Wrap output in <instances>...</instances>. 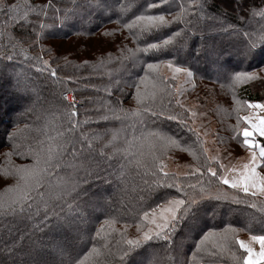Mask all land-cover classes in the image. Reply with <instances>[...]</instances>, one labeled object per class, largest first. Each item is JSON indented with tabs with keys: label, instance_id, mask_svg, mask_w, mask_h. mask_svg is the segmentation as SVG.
Instances as JSON below:
<instances>
[{
	"label": "trees",
	"instance_id": "16d2710c",
	"mask_svg": "<svg viewBox=\"0 0 264 264\" xmlns=\"http://www.w3.org/2000/svg\"><path fill=\"white\" fill-rule=\"evenodd\" d=\"M125 2H131L132 6L122 13L120 6ZM149 2L158 4L159 0ZM181 2L168 0L167 7L160 5V9L149 10L148 14L162 11L166 19L171 20ZM202 2H205L203 11L197 13L192 9L186 22H174L139 40L134 39L123 24L140 15L146 8L145 0H51L52 7L44 9L47 16L30 12L27 19L15 21L9 20L15 12L0 10V33H4L0 36V194L17 180L15 175H5V169L11 171L12 165L33 162L31 156L16 154L6 159L5 153L14 152L9 133L22 129L15 143L20 145L17 151H26L29 144L37 147L35 141L44 139L45 134L54 136L57 130L67 129L69 105L63 99L67 91L77 100L75 120L79 122L72 134L78 150L77 167L61 173L72 177L74 187L62 200L49 203L47 208L41 206L30 216L0 215V264H77L94 244L101 254L91 257L92 264H121L116 247L119 234L112 233L108 241L110 247L105 248L104 239L96 236L101 224L115 216V228L123 229L127 224L128 236L135 237L138 235L136 212L142 206L146 211L164 197L178 194L175 188L149 191L144 181L150 178L144 175V169L135 163L129 164L131 157L113 153L114 146L124 147V138L133 135V129L127 122L100 118L108 115L107 108L118 102L124 109L137 107L135 83L145 75L148 63H159L158 71L163 75L166 74L162 66L167 61L189 68L193 72V84L181 99L175 79H168L165 82L168 91L155 101V110L159 111L163 104L165 115L138 125L135 135L156 129L182 143L195 140L188 128L180 125V120L194 127L186 100L207 90L213 100L208 121L214 123L211 136L215 145L232 155L246 149L242 137L237 138L234 130L238 124L242 127L245 123L238 121L237 111L244 116L249 110L246 102L264 104V48L245 56L244 45L249 38L241 33L259 34L264 18L254 15L253 10L264 9V0ZM4 3L23 8L25 0H4ZM48 3L49 0H27L33 7ZM65 15L67 19L62 20ZM41 23L48 27L42 29ZM41 32L42 37L37 35ZM172 33H181L175 47L155 54L136 53L139 58L135 60L121 62L117 59L122 50L135 49L137 44L143 48L145 45L140 41L159 43ZM152 36L156 38H149ZM9 55L11 60L6 58ZM38 56L56 70V77L40 70L43 65L36 59ZM101 61L103 68L99 67ZM237 72H256L260 78L234 83ZM176 99L183 108L176 104ZM169 115H177L178 119L169 120ZM122 128L125 131L118 133L119 138L109 143L113 132ZM201 138L204 141L202 135ZM261 139L264 142V138ZM88 140L92 142L91 148ZM144 151L148 152L147 146ZM149 160L146 155L145 161ZM164 160L166 170L172 172L175 171L168 169L169 162H184L187 166L204 164L203 157L197 161L182 147L170 148ZM208 163L218 168L220 162L210 160ZM186 165L182 172L190 170ZM261 169L264 172V167ZM199 179L206 182L208 177L193 176L182 179L181 183L197 185L190 192L199 195ZM211 191L213 195H227L228 199L206 197L196 210L195 218L178 227L171 244L152 241L129 255L124 264H234L229 253H219L210 245L199 251L196 243L204 232L220 231L226 225L237 229V236L264 235V199L215 180ZM194 251L197 252L195 257ZM232 251L237 255L243 253L238 244L232 246Z\"/></svg>",
	"mask_w": 264,
	"mask_h": 264
},
{
	"label": "snow or ice",
	"instance_id": "6c2138e0",
	"mask_svg": "<svg viewBox=\"0 0 264 264\" xmlns=\"http://www.w3.org/2000/svg\"><path fill=\"white\" fill-rule=\"evenodd\" d=\"M145 2L146 8H144L140 15L134 16L131 21L123 24V27L129 29L130 34L136 40H139L141 36L148 33L160 31L174 22H186V18L192 9H195L198 13L202 12L205 6V2H202V0H182L178 5L179 11L175 15H172L171 20H169L166 19L162 11L156 15L148 14L149 10L160 9V5L167 7L168 0H159L158 4L149 2V0H145ZM131 6V2L122 3L120 10L122 13H125ZM49 7H52L51 0H49L47 5L36 7L27 4V0H25L23 8L20 5L9 6L4 3V0H0V10L7 9L10 13L15 12V15L9 17L10 21L27 19L30 12H35L37 15L43 13L44 16H47V12L44 9ZM253 14L264 18V9L253 10ZM61 19H67V15ZM117 22L119 23L120 21L118 20ZM40 27L43 29L48 27V25L41 23ZM133 29L136 31H133ZM43 34V32L37 33L40 37ZM241 34L249 38L244 45L243 54L245 56L254 54L258 48H264V26H262L259 34L248 32ZM2 35L4 33H0V36ZM178 36H181V33H172V35L167 36L159 43L140 41V43H144L145 45L143 48L137 44L135 49L122 50L121 55L117 59L121 62L135 60L139 58L136 56V53L147 54L153 52L155 54L161 52L163 49L175 47ZM149 38L155 39L156 37L152 36ZM6 58L11 60L12 56L9 55ZM36 59L43 65L40 69L41 71H49L52 77H56V70L51 68L47 60H42L40 56ZM164 63L172 71V77L159 73V63H148L145 66V75L139 77L135 83L136 108L124 109L118 102L117 105L107 108L108 115L100 117L105 120L117 119L122 123L127 122V126L133 129V135L124 138V147L116 148L114 146L113 153H123L126 157H131L128 160L129 164L135 163L138 168L144 169V175L150 178V180L144 181L149 191L175 188L178 193L177 195L164 197L160 203L154 207H148L146 211L143 210L142 206L136 212V231L138 235L135 237L128 236L127 228L129 225L127 224L123 229L115 228V224L117 223L115 216L106 219L101 224L96 231V236L104 239L105 248L110 247L108 241L112 233L119 234V238L116 240V247L120 254L121 264H124L129 255L152 241L163 240L171 244L172 236L178 227L187 220L195 218L196 210L206 197L217 200L228 199L227 195L223 197L219 194L213 195L211 191L213 180L220 184L228 185L239 192L250 194L252 197L264 196V174L257 171L258 168L264 167V142L261 139L264 138V115L255 113V110L264 111V104L246 102L248 108L253 111H250L245 116H240L239 111H237L238 121L243 120L245 123L242 127L238 124L234 130L238 133L237 138L242 137V144L249 152L247 162L239 166H228L223 163H219L218 168L210 166L208 162L210 160L217 161L218 157L207 155L208 149L204 147V141L201 138L199 128L188 126V122L185 120H180V125L186 126L188 131L195 136V140L193 141L182 143L180 139L156 129L147 132L141 131L139 136L134 134L136 127L143 125L147 119L165 115L163 104L160 105L159 111L155 110V101L168 91L165 83L168 79L174 80L175 74L179 73H183L189 78L193 76V72L189 68L177 66L173 61ZM99 67H105L103 61H101ZM258 78L260 77L256 72H237L235 73L233 82L239 83L244 80ZM180 91L177 88V93ZM63 99L69 105V108L66 110L69 127L64 129V131L57 130L54 136L45 134L44 139L35 141L37 147L29 144L26 151H17L20 145L15 143L17 134L22 129L17 128L14 132L9 133V139L13 141L14 152L5 153L6 159L10 160V157L16 154L31 156L33 162L25 165H12L11 171L5 169V175H15L17 180L15 184L8 186L3 194H0V215L30 216L32 212H38L41 206L47 208L49 203L62 200L68 195L70 188L74 187L72 177L61 175V173L67 168L77 167L78 150L75 148L72 134L76 127H78L79 122L75 120V97L68 100V97L64 95ZM176 104L182 108L184 107L179 99H176ZM187 111L193 117L194 122L197 114L191 111V109H187ZM167 119L177 120L178 116L169 115ZM27 127L26 125L25 129ZM120 131H125V129L115 130L112 141L109 143L119 138L118 133ZM84 139L87 140V137H84ZM45 141H47L46 146ZM81 143L83 145V141ZM88 145L90 148L92 147L91 140H88ZM145 146L148 148L147 153L144 151ZM172 147H182L183 150L189 151L197 161L203 157L204 164L188 165L187 167L190 170L185 172L166 170L167 165L165 164L164 157ZM197 151L200 153L199 156H197ZM146 155L150 158L148 162L145 161ZM68 157H71V160ZM121 167L123 168L124 166L122 165ZM193 176L198 178L208 177L206 182L203 179L198 180L199 195L195 191L190 192V190H195L197 185L181 183L182 179L187 180ZM109 229H111V232ZM237 231L231 225H226L220 231L209 229L203 233L200 240L196 243V249L199 251L206 250L210 245L211 248L216 249L219 253H229L234 264H241V262L243 264H261L264 261V235H252L249 241H245L239 239ZM257 242L260 246L259 251L253 247V244ZM235 244H238L239 248L246 255L243 253L237 255L236 252L232 251V246ZM100 254V250L94 244L89 253L85 254V257L78 261L77 264H86V262L87 264H92L91 257L99 256ZM212 254L216 255L217 253L213 252ZM196 255L197 252L194 251L193 256L195 257Z\"/></svg>",
	"mask_w": 264,
	"mask_h": 264
},
{
	"label": "rangeland",
	"instance_id": "374dc122",
	"mask_svg": "<svg viewBox=\"0 0 264 264\" xmlns=\"http://www.w3.org/2000/svg\"><path fill=\"white\" fill-rule=\"evenodd\" d=\"M163 72L168 75L169 77L173 76V73L170 69H168L166 67V64H163ZM175 81H176V89L179 88L181 91L178 93L179 98L183 99L185 96V91L193 84V78L192 77H187L186 75H184L183 73H179V74H175ZM68 100H71L74 95L71 91H67L66 93H64V95H68ZM210 91H202L201 93H199L198 95H196L195 97L192 98H188V100H186V107L188 109H191V111L195 112L197 115L194 118V122H193V117L190 114L191 117V121H192V125L194 127L199 128V131L201 133V135L204 137V142H205V147L208 149V156H217L219 160L218 162L221 161L222 157H226L227 159L236 157L237 155H232L230 153H226L225 151H223V149H220L219 146H216L214 143V139L211 136L212 130H213V124L210 121H208L209 119V113L211 112L212 109V99H210ZM186 97V96H185ZM75 106L77 105V100L75 99ZM250 110V109H249ZM248 110V112H249ZM248 112L245 114L247 115ZM262 114H264V111H261ZM244 115V116H245ZM211 147H213V149L217 148V150H221L222 152L225 153V155H216L214 151H212ZM215 147V148H214ZM184 165H186V163L182 162V163H171L169 162L168 164V169L169 170H173L175 172H182V170L184 169ZM187 166V165H186Z\"/></svg>",
	"mask_w": 264,
	"mask_h": 264
},
{
	"label": "crops",
	"instance_id": "0c3cea01",
	"mask_svg": "<svg viewBox=\"0 0 264 264\" xmlns=\"http://www.w3.org/2000/svg\"><path fill=\"white\" fill-rule=\"evenodd\" d=\"M250 111H253V110L250 109L249 112H250ZM249 112H248V114H249ZM255 113H256V114H259V115H264V114L261 113V110H255ZM248 114H247V115H248ZM214 148H215V147H214ZM211 149H212V151L215 152L216 155H219V154H220V155L227 156V155H225V153L222 152L220 149H219V150H217V148L213 149V147H211ZM248 158H249V152H248V150H247V148H246L242 153H240V154L237 155L236 157H233V158H230V159H227L226 157H222L220 163H223V164L228 165V166H233V165H237V166H239V165H242L243 163H246L247 160H248ZM218 161H219V160H218ZM257 171H258V172H261L262 174H264V172L262 171L261 167L258 168ZM259 197H261V198L264 199V196H259ZM251 236H252V235H249V234H241V235H238L239 239H242V240H245V241H249V239H250ZM238 246H239V245H238ZM253 247H254L257 251H259V247H260V246H259V243H258V242H257V243H254V244H253ZM245 255H246V253H245ZM262 262H264V261H262Z\"/></svg>",
	"mask_w": 264,
	"mask_h": 264
},
{
	"label": "built area",
	"instance_id": "2783aa9c",
	"mask_svg": "<svg viewBox=\"0 0 264 264\" xmlns=\"http://www.w3.org/2000/svg\"><path fill=\"white\" fill-rule=\"evenodd\" d=\"M69 96V94L67 95V97ZM76 104V103H75Z\"/></svg>",
	"mask_w": 264,
	"mask_h": 264
}]
</instances>
